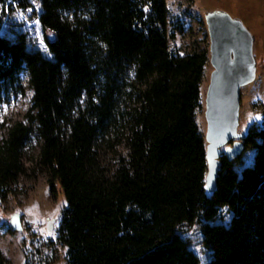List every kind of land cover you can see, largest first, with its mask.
<instances>
[{
	"label": "trees",
	"instance_id": "16d2710c",
	"mask_svg": "<svg viewBox=\"0 0 264 264\" xmlns=\"http://www.w3.org/2000/svg\"><path fill=\"white\" fill-rule=\"evenodd\" d=\"M0 5V96L22 91L23 70L34 91L28 123L0 142V196L26 173L36 132L41 165L64 166L67 264H200L179 232L196 222L209 264H264V119L246 132L253 162L238 172L224 156L209 192L196 119L208 52L170 49L166 0H40L51 56L2 32L7 10L31 0ZM222 208L228 224L214 221Z\"/></svg>",
	"mask_w": 264,
	"mask_h": 264
},
{
	"label": "rangeland",
	"instance_id": "374dc122",
	"mask_svg": "<svg viewBox=\"0 0 264 264\" xmlns=\"http://www.w3.org/2000/svg\"><path fill=\"white\" fill-rule=\"evenodd\" d=\"M32 8L24 11L7 10L2 32L11 37L25 33L28 46L51 56L47 40L52 32L43 31L33 17L41 10L40 0H31ZM169 9L168 35L171 50L182 55L207 50L208 58L200 84L201 104L196 112L199 129L205 137V97L213 67L210 63V35L206 22L209 11H224L241 19L255 37L254 56L257 61L256 79L242 88L239 132L246 133L251 125L264 119V0H166ZM2 7L0 5V12ZM22 91L0 96V142L17 122L28 123L34 91L27 70L20 74ZM36 128V124L33 125ZM42 140L35 132L25 146L22 162L26 173L12 185V192L0 196V248L8 264H67L66 249L60 240L63 222L70 206L65 185L64 166L56 156L48 168L40 163ZM224 147L223 149H225ZM254 148L245 149L233 166L238 172L253 162ZM18 214L22 229L11 225ZM232 214L222 208L214 221L228 224ZM200 223L182 224L180 234L198 256L200 264H209L211 252L205 247Z\"/></svg>",
	"mask_w": 264,
	"mask_h": 264
},
{
	"label": "water",
	"instance_id": "95a60500",
	"mask_svg": "<svg viewBox=\"0 0 264 264\" xmlns=\"http://www.w3.org/2000/svg\"><path fill=\"white\" fill-rule=\"evenodd\" d=\"M206 22L213 67L205 97L206 188L214 192L222 158H237L246 149V133L239 132L242 88L256 79L257 61L255 37L241 19L224 11H209ZM10 222L14 229H22L18 214Z\"/></svg>",
	"mask_w": 264,
	"mask_h": 264
}]
</instances>
